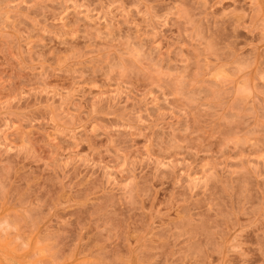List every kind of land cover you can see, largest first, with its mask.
<instances>
[{"label":"rangeland","instance_id":"374dc122","mask_svg":"<svg viewBox=\"0 0 264 264\" xmlns=\"http://www.w3.org/2000/svg\"><path fill=\"white\" fill-rule=\"evenodd\" d=\"M0 264H264V0H0Z\"/></svg>","mask_w":264,"mask_h":264}]
</instances>
